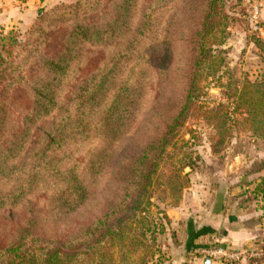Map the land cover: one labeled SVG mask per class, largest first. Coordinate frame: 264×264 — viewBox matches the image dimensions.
Here are the masks:
<instances>
[{
	"label": "trees",
	"instance_id": "trees-1",
	"mask_svg": "<svg viewBox=\"0 0 264 264\" xmlns=\"http://www.w3.org/2000/svg\"><path fill=\"white\" fill-rule=\"evenodd\" d=\"M165 1L155 0L151 6L157 9ZM175 1L167 0L170 13L177 17L179 8L175 7ZM140 2L116 0L120 17L106 24L78 20L63 38L59 54L54 58L42 55L44 46L55 37L54 31L45 25V15L29 33L27 44L32 48L19 44L12 33L0 38V214L35 194H45L49 207V215H31L16 226L12 240L0 242V264H130L124 259L116 261L108 246H123L122 241L130 235L124 229L125 223L136 211L143 212L152 204L150 187L162 160L189 117L191 106L200 100L202 82L217 73L206 72L200 78L197 72L210 57L209 36L213 37L209 46L223 44L228 18L223 11V0L201 1L195 74L189 79L182 106L179 103L167 115L152 109L150 96L154 89L149 84V72H158L165 78L163 72H167L172 47L170 35L166 32L163 39L165 55L160 62L165 67H158L152 52L159 45L163 30L148 19L137 26L134 36L129 35ZM187 2L191 12L199 7L198 0ZM97 3V0H80L64 6L61 16L73 14L78 19L79 7ZM174 30L180 32V25ZM109 41L115 47L110 59L91 70L71 104L61 109L62 96L70 81L82 72L84 47L106 45ZM255 43L264 52V41L256 38ZM167 68L173 70L171 66ZM224 87L232 91L230 98L235 103L232 111L222 106L211 109L199 105L204 109L203 119L216 129L214 153L222 151L231 133L229 124L232 120L239 121L237 115L243 116V124H248L256 136L264 139V78L245 79L240 89L230 80ZM17 91L27 96L22 108L23 126L13 109ZM153 112L162 116L161 123L133 158H125L128 167L121 166L116 172V179L122 185L119 198L109 202L104 213L79 227L72 237L55 240L44 233L45 224L54 212L68 216L85 205L93 183L88 173L93 180L103 179L104 171L112 167L119 142L127 138L136 122L148 119ZM52 116L54 119L46 128L38 125ZM35 132L38 134L33 140ZM193 157L189 153L187 161L181 158L179 170L172 171V180L166 184L171 196L177 199L174 206L181 203L189 185L185 168H194ZM262 163L260 171L264 169ZM255 192L264 194V180L257 183ZM165 217L168 218L166 214Z\"/></svg>",
	"mask_w": 264,
	"mask_h": 264
},
{
	"label": "rangeland",
	"instance_id": "rangeland-1",
	"mask_svg": "<svg viewBox=\"0 0 264 264\" xmlns=\"http://www.w3.org/2000/svg\"><path fill=\"white\" fill-rule=\"evenodd\" d=\"M79 1L0 0V4L4 3L15 10L11 16L12 21L8 24L0 17V38L12 33L16 36L19 44L32 48V45L27 44L29 33L38 24L40 18L45 15V25L54 31L55 37L44 46L42 55L54 58L59 54L63 38L68 35L73 29V24L78 20L88 19L93 23L106 24L112 19L120 17V9L116 0H97L98 3L94 6L82 5L79 7L81 11L78 13V19H75L73 14L61 16L64 6L74 5ZM198 1L199 7L195 12H191L187 8L189 6L187 0H180L179 3H176V0L175 7L179 8V14L176 17L170 13L167 0L160 2L161 7L157 9L151 6L155 0H141L132 19V30L129 33L131 36L135 35L137 26L148 19L152 20L153 26L163 30L160 42H157L159 45L152 52L155 56L154 64L158 67H165L160 62L165 55L163 39L166 32L170 35L172 47L167 67L171 66L173 70L166 67L167 72H163L165 78H162L158 72H149V84L154 89L150 96L152 109L162 110L167 115L171 114L179 103L180 107L182 106L189 79L192 74H195L197 42H199L196 39V33L202 22V0ZM223 2V11L228 17L224 42L220 45L209 46L210 40L213 39L209 36L207 48H210L208 51L210 57L197 71L200 78L206 76V72L217 73L210 75L202 82L204 88L200 92V100L191 106L189 117L162 160L160 170L150 187L152 204L143 212L136 211L135 215H132L133 218L125 223L124 229L130 235L122 241L123 246H108L116 261L124 259L130 264H172L173 256L177 255V251L176 253L172 251L180 247V238L175 229L179 225L176 221L180 217V212L174 209L177 206H174L173 203H176L177 199L171 196L166 184L172 180V171L174 172L180 167L181 158L187 161L186 156L190 153L194 156L195 165L194 168H185V173L188 172L190 180L188 187L192 185V179L201 178L203 174L207 175L205 173L207 166L215 168L223 167L226 164L227 174L234 172L244 174L246 172L245 174L250 180L241 187V191L240 187H237L236 190L242 192L240 196L245 207L250 210L256 209L258 212L257 219L261 223V230L254 240L255 246L242 252L240 259L235 264H264V194L254 193L257 183L264 180V169L259 170L264 162V139L256 136L248 128V124H243L241 121L243 116L237 115L239 121L232 120L229 124L231 133L226 138L222 151L214 153L212 143L218 138L216 129L203 119L204 109L199 108V105L211 109L222 106L227 111H232L235 105L234 100L230 98L232 91L230 88H225L224 85L232 80L240 89L241 83L245 79L264 78V52L255 43L256 38H261L264 41V0H223ZM254 6H258L257 17L253 14ZM122 23L120 18V24ZM177 25H180V32L174 30ZM113 48L115 47L111 45L110 41L106 45H86L84 47L82 72L70 81L67 92L62 96L61 109L71 104L73 97L81 84L89 77L91 70L110 59ZM212 67H214L213 71H210L209 68ZM26 100L25 94L20 91L16 92V103L13 109L20 126L24 124L22 108L27 102ZM53 119L54 116L41 120L38 125L46 128ZM161 120L162 116L153 112L148 119L136 122L127 138L117 145L118 151L112 162V167L104 171L103 179L100 177L93 180L91 174L88 173V179L93 183L90 187L92 193L85 205L78 212L68 216H60L54 212L52 219L45 224L46 229L43 232L55 240L65 236L72 237L77 234L79 227L90 223L104 213L108 203L118 199L117 196L122 190L120 179H116L117 170L121 166L128 167V161L125 158L131 159L138 153L141 144L148 141L153 129L161 123ZM37 134L35 132L33 140ZM200 180L204 181V179ZM213 184L211 183V186ZM185 190L184 194H186ZM34 214L42 215L41 217L49 215L45 194H35L18 207L0 214V242L12 240L15 236L12 233L16 226L23 224ZM165 214L168 218L165 217ZM204 254H206L204 251L201 252L199 257Z\"/></svg>",
	"mask_w": 264,
	"mask_h": 264
},
{
	"label": "crops",
	"instance_id": "crops-1",
	"mask_svg": "<svg viewBox=\"0 0 264 264\" xmlns=\"http://www.w3.org/2000/svg\"><path fill=\"white\" fill-rule=\"evenodd\" d=\"M11 10L12 7L0 4V17L6 24L12 21L15 10ZM225 165L215 168L207 166L212 170L206 169L209 171L205 172L207 175L192 179V185L186 188L181 203L174 207L180 212L176 221L179 225L175 228L180 247L172 251H177L172 264H204L208 256L204 254L199 257L200 253L212 247L216 241L241 253L255 246L254 240L261 230L258 212L246 208L240 196L241 187L250 178L246 172L227 174ZM211 183L214 184L211 186ZM237 187H240V191L236 190ZM211 264L215 263L211 260Z\"/></svg>",
	"mask_w": 264,
	"mask_h": 264
},
{
	"label": "built area",
	"instance_id": "built-area-1",
	"mask_svg": "<svg viewBox=\"0 0 264 264\" xmlns=\"http://www.w3.org/2000/svg\"><path fill=\"white\" fill-rule=\"evenodd\" d=\"M258 12V6H254L253 14L255 17H257ZM204 252L215 264H235L242 254L237 249L220 244L219 241H216L214 247L208 248Z\"/></svg>",
	"mask_w": 264,
	"mask_h": 264
},
{
	"label": "water",
	"instance_id": "water-1",
	"mask_svg": "<svg viewBox=\"0 0 264 264\" xmlns=\"http://www.w3.org/2000/svg\"><path fill=\"white\" fill-rule=\"evenodd\" d=\"M204 263H205V264H211V258H210V257H206V258L204 259Z\"/></svg>",
	"mask_w": 264,
	"mask_h": 264
}]
</instances>
